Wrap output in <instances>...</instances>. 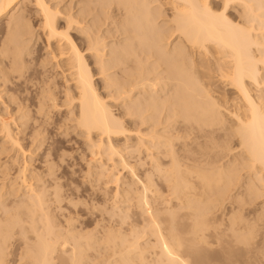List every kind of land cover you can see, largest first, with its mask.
<instances>
[{
	"label": "bare ground",
	"instance_id": "obj_1",
	"mask_svg": "<svg viewBox=\"0 0 264 264\" xmlns=\"http://www.w3.org/2000/svg\"><path fill=\"white\" fill-rule=\"evenodd\" d=\"M217 1L0 0V172L28 186L0 264L15 226L26 264H264V0ZM72 134L88 181L117 186L100 229L53 214Z\"/></svg>",
	"mask_w": 264,
	"mask_h": 264
},
{
	"label": "rangeland",
	"instance_id": "obj_2",
	"mask_svg": "<svg viewBox=\"0 0 264 264\" xmlns=\"http://www.w3.org/2000/svg\"><path fill=\"white\" fill-rule=\"evenodd\" d=\"M216 1L217 0H214V2L216 3ZM219 1H217V3H218ZM28 8H27V11L28 10H31V11H33L35 8H34V6H32L31 4H28ZM230 8L228 9V14H231V16H233L234 18H236V19H240V17H239V12H237V10H239V8L237 7V6H229ZM238 9H237V8ZM34 8V9H33ZM29 12L30 13V15H31V20H32V23L33 24H37V21H38V19L34 16V14H33V12ZM230 11V12H229ZM233 14V15H232ZM238 16V17H237ZM37 26V25H36ZM41 48V43H39V44H37V47H36V54L37 55H40L39 54V52L41 53V51L39 50ZM38 52V53H37ZM33 68H34V66H33ZM33 68H31L30 70H29V72H32L33 71ZM52 114L54 115V119H57L58 118V113L57 112H55V110L52 112ZM0 128H1V125H0ZM1 131H2V129H0ZM55 130V131H54ZM47 131H48V136L49 137H51V138H53V139H56L57 140V131H56V129H54L53 127H51V126H49V128H47ZM2 133H3V131H2ZM2 133L0 132V146H1V144H4L3 142H4V136L2 135ZM49 133H50V135H49ZM4 134V133H3ZM56 134V135H55ZM3 136V137H2ZM72 136V137H71ZM70 137L72 138V141H70L69 143L68 142H63L62 144H63V151H60V153L61 154H64L63 155V157L62 158H57V159H55L56 161H55V163H57V161H58V163L54 166V171H55V174L58 176H60L61 178L60 179H62L63 178V180L62 181H64V182H62V184L64 185V186H62V187H64V188H62L61 187V189L63 190H66V192L63 190V193H64V196H65V200L67 201L68 200V203L67 202H65V201H63V206H64V208H66V209H63V210H58L57 211V209L56 210H54L53 211V214H55V216H57L56 217V221H57V218H59L58 219V221H57V223L58 224H61V223H63V225H58L59 227H63L64 225H65V223H66V221H65V216H72L73 218H74V220L75 219H78V222H77V225H80L81 226V228H83L84 227V229L85 230H95V229H100L99 227H101L102 225H104V223H102L101 222V219H103V217H104V219L102 220L103 222H105V224H107V222L109 223V221H107V220H109V218H110V216H109V212L112 210V211H115V209H117V208H115L114 210H113V206H111V204H110V201H109V199L112 197V194L113 193H115V190H117V186L116 185H113V184H109V186H107L105 183H104V180H100L101 181V183H100V181H98L100 184H98V182H95V181H93V182H90V181H88V178H89V176H86L87 174L85 173V172H87V163H85L86 161L85 160H87V159H84L83 160V158L81 159V152H83L82 150H83V147H85L84 146V143H83V139H82V137L81 138H79V137H75V135L74 134H72V135H70ZM59 140V139H58ZM26 141V140H25ZM25 141H23V143L25 142ZM50 141H52V139L50 140ZM5 143H6V140H5ZM4 145H6L7 147L8 146H10V144H4ZM66 145V146H65ZM78 146V147H77ZM178 146H180V144L178 145ZM177 146V147H178ZM10 149V148H9ZM79 150H80V152H79ZM76 151V152H75ZM14 153L13 151L12 152H10L9 154H8V156L6 155H3L2 156V161L4 160V161H8L9 160V157L12 155V154ZM34 155V154H33ZM33 155L31 156V155H29V156H31V157H33ZM88 154H87V152H86V154H85V156H86V158H89V156H87ZM29 156H27V159H28V157ZM39 156V157H38ZM41 156V157H40ZM23 157V156H22ZM38 157V158H37ZM63 158H64V160H63ZM20 160L21 159H23V158H21V156H20V158H19ZM35 159H37V160H35ZM38 159H40V160H38ZM42 159H43V156L41 155V154H36L35 153V155H34V157H33V159H31L30 157H29V159H28V161L31 163V162H33V165H31L30 164V167L31 168H33L34 166V168L33 169H31L30 168V173L31 172H34V173H41V175H43V174H45V169L47 170V167L45 166V165H43V163H42ZM75 160V161H74ZM34 161H35V163H34ZM42 163H40V162ZM60 161V162H59ZM62 161V162H61ZM60 163V164H59ZM35 164V165H34ZM40 164H41V166H40ZM62 164V165H61ZM43 165V166H42ZM60 165V166H59ZM58 166H59V168H58ZM37 167V168H36ZM46 167V168H45ZM62 167V168H61ZM76 167V168H75ZM119 167H120V169H121V165H119ZM12 168V169H11ZM11 168H10V173H8V175L10 176H8L7 174H6V176H3L2 177V173L0 174V185L2 184V182L3 181H5V182H8L9 184H11V182L10 181H12V179H14L13 177L15 176V174H17L16 173V167H14L13 168V166H11ZM38 169V170H36V169ZM35 169V170H34ZM43 169V170H42ZM58 169V170H57ZM73 169V170H72ZM77 169V170H76ZM42 171H43V174H42ZM45 171V172H44ZM57 171V172H56ZM75 171V172H74ZM59 172V173H58ZM74 172V173H73ZM94 172H96V170L94 171ZM30 173L28 174V176L30 175ZM14 174V175H13ZM122 174L123 175H125L126 176V169L124 168V170H123V168H122ZM74 175V176H73ZM85 175V176H84ZM95 175V174H94ZM94 175H92V179L95 177L96 178V175L94 176ZM44 177H43V179H44V181L45 182H47L46 184H51V182H50V180H52V176H47V175H43ZM46 176V177H45ZM5 177V180H1V178H4ZM8 177V178H7ZM50 178V179H47V178ZM86 178H87V180H86ZM94 178V179H95ZM18 184H20L21 182L18 180H16V179H14ZM14 180H13V182H14ZM36 181V179H33V181L32 182H35ZM48 180V181H47ZM43 181V182H44ZM12 182V183H13ZM29 182H31V181H29ZM43 182L41 183L40 181H36V183L35 184H39V183H41V184H43ZM50 182V183H49ZM87 182V183H86ZM88 182H90L89 183V185H88ZM7 183V184H8ZM92 183V184H91ZM97 183V185H95L94 186V184H96ZM8 184V185H9ZM100 185V186H99ZM106 185V186H105ZM53 186V185H52ZM89 186V187H88ZM91 186H93L92 188H91ZM97 186H98V188H97ZM116 186V187H115ZM25 189H24V188ZM28 187V186H27ZM27 187H25V186H22L21 184L19 185V194H17V197H16V195H9L8 196V198H7V207H6V209H4V208H2L1 210H0V212H1V214H0V216H1V220L2 221H7V217H9L11 214H12V212H13V214H14V211H15V209H16V207H17V204H18V202H19V199H21L22 197H23V192L25 191L26 192V190H27ZM50 188H52L51 187V185L49 186ZM104 187H106V189L104 188ZM66 188V189H65ZM94 188V189H93ZM72 189V190H71ZM93 189V190H92ZM96 189V190H95ZM77 193V194H76ZM102 193V194H101ZM72 198V199H71ZM73 198H74V200H73ZM15 200V201H14ZM17 200V201H16ZM72 200H73V202H72ZM81 200H82V202H81ZM17 202V203H16ZM77 202H78V204H77ZM85 202V203H84ZM106 202V203H105ZM109 203V204H108ZM6 204V203H5ZM13 204V205H12ZM70 204V205H69ZM73 204H75V205H73ZM125 204L126 203H122V205L123 206H125ZM73 205V206H72ZM94 205V206H93ZM75 206V207H74ZM78 206V208L76 209V207ZM101 206V207H100ZM9 207V208H8ZM15 207V208H14ZM95 207V208H94ZM108 207H109V209H108ZM112 207V208H111ZM7 208H8V210H7ZM71 208V209H70ZM75 208V209H74ZM88 208V209H87ZM104 208V209H103ZM107 208V209H106ZM111 208V209H110ZM69 209V210H68ZM13 210V211H12ZM71 210V211H70ZM77 210V211H76ZM109 210V211H108ZM118 210V209H117ZM3 211V212H2ZM7 211V212H6ZM58 213H57V212ZM63 211V213H61ZM77 213H76V212ZM91 211V212H90ZM8 212H10V213H8ZM55 212V213H54ZM60 212V213H59ZM65 212V213H64ZM70 213L69 215H68V213ZM4 213V214H3ZM88 213V214H87ZM104 213V214H103ZM106 213H108L107 215H106ZM57 214V215H56ZM65 215V216H62V215ZM59 215H60V217H63V218H60L59 217ZM77 215V217L78 216H81L80 218L78 217H75ZM3 216V217H2ZM84 216H86V218L84 217ZM107 217H108V219H107ZM4 218V219H3ZM81 218H83V219H81ZM107 219V220H106ZM80 220V221H79ZM83 220V221H82ZM89 220L90 221V223H89V221L87 222V221ZM100 220V221H99ZM59 221H61V223L59 222ZM63 221V222H62ZM81 222H83V223H81ZM81 223V224H80ZM102 223V224H101ZM90 224V225H89ZM100 224V225H99ZM85 225V226H84ZM88 226V228H87V226ZM95 225H97V226H95ZM83 226V227H82ZM97 227V228H96ZM15 228V229H14ZM80 228V227H79ZM17 229V230H16ZM43 229V227H41V231H43L42 230ZM21 237V238H20ZM35 239V238H34ZM34 239H30V240H33L34 241ZM29 240V241H30ZM28 241V242H29ZM33 241H30V242H33ZM23 243V244H22ZM7 244H9L8 246H7ZM26 245V243H25V238L22 236V235H19V228L17 227V226H15V227H13V231H12V234H11V236H10V239L7 241V243H6V247H7V251H6V256L8 257H6V261H7V263H5V264H18L19 262H21L22 264H26L27 263V261H29L28 259V257L25 255V252L24 251H26V249H27V247L25 246ZM23 249H25L24 251H23ZM104 252V251H103ZM106 252H110L109 250L108 251H106ZM23 253V254H22ZM93 253V251H90V254H92ZM61 254V253H60ZM60 254H58V255H60ZM23 255V256H22ZM22 256V257H21ZM24 257V258H23ZM21 258V259H20ZM26 261H24V260ZM58 260V261H57ZM18 261V262H17ZM24 261V262H23ZM57 261V262H56ZM56 262V263H55ZM59 262V263H58ZM20 263V264H21ZM54 264H61V262H60V260L59 259H55V261H54Z\"/></svg>",
	"mask_w": 264,
	"mask_h": 264
}]
</instances>
